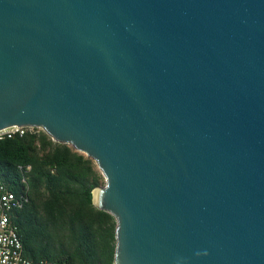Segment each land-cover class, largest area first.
<instances>
[{
    "label": "water",
    "instance_id": "obj_1",
    "mask_svg": "<svg viewBox=\"0 0 264 264\" xmlns=\"http://www.w3.org/2000/svg\"><path fill=\"white\" fill-rule=\"evenodd\" d=\"M92 159L114 264H264V0H0V131Z\"/></svg>",
    "mask_w": 264,
    "mask_h": 264
},
{
    "label": "trees",
    "instance_id": "obj_2",
    "mask_svg": "<svg viewBox=\"0 0 264 264\" xmlns=\"http://www.w3.org/2000/svg\"><path fill=\"white\" fill-rule=\"evenodd\" d=\"M0 176L28 202L14 222L32 261L114 264L116 219L93 204L105 186L96 163L47 134L0 140Z\"/></svg>",
    "mask_w": 264,
    "mask_h": 264
},
{
    "label": "built area",
    "instance_id": "obj_3",
    "mask_svg": "<svg viewBox=\"0 0 264 264\" xmlns=\"http://www.w3.org/2000/svg\"><path fill=\"white\" fill-rule=\"evenodd\" d=\"M43 131L37 127H11L0 131V140L23 137L27 134L39 135ZM28 202L26 195L11 191L0 176V264H54L48 260L32 261L24 255V245L14 222L15 213Z\"/></svg>",
    "mask_w": 264,
    "mask_h": 264
},
{
    "label": "rangeland",
    "instance_id": "obj_4",
    "mask_svg": "<svg viewBox=\"0 0 264 264\" xmlns=\"http://www.w3.org/2000/svg\"><path fill=\"white\" fill-rule=\"evenodd\" d=\"M41 133H45V132H44V130H43V131H41ZM45 134H46V133H45ZM83 155H84V154H83ZM85 156H86V155H85ZM105 185H106V181H105ZM104 187H105V186H104Z\"/></svg>",
    "mask_w": 264,
    "mask_h": 264
}]
</instances>
